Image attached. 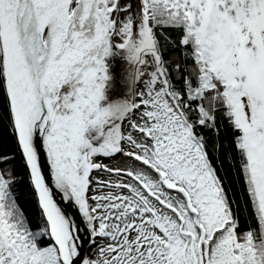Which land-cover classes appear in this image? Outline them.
<instances>
[{
	"label": "snow or ice",
	"instance_id": "1",
	"mask_svg": "<svg viewBox=\"0 0 264 264\" xmlns=\"http://www.w3.org/2000/svg\"><path fill=\"white\" fill-rule=\"evenodd\" d=\"M0 264H264V0H0Z\"/></svg>",
	"mask_w": 264,
	"mask_h": 264
},
{
	"label": "flooded vegetation",
	"instance_id": "2",
	"mask_svg": "<svg viewBox=\"0 0 264 264\" xmlns=\"http://www.w3.org/2000/svg\"><path fill=\"white\" fill-rule=\"evenodd\" d=\"M123 61L124 62L128 61L133 65L132 74H134L137 65L134 64L132 61H130L127 57L124 58V56H122V54L116 49V47L113 46V49L110 52V54L107 57H105V64L109 79L105 82L104 99L101 100L100 106L107 105L111 100L116 99L117 97L124 98L129 102L133 99L138 89V86L136 87V90H134L135 86H134L133 75L132 78L129 80L125 79L127 78L126 68L125 67L121 68L119 66V62H123ZM114 87L119 88V90L114 95H112L111 91L114 89Z\"/></svg>",
	"mask_w": 264,
	"mask_h": 264
},
{
	"label": "water",
	"instance_id": "3",
	"mask_svg": "<svg viewBox=\"0 0 264 264\" xmlns=\"http://www.w3.org/2000/svg\"><path fill=\"white\" fill-rule=\"evenodd\" d=\"M139 79H134V90H136V84L138 82ZM61 91L64 93H67L68 91H70V85H64L61 88ZM125 102H129L128 100L124 99V98H116L111 100L107 105L105 106H101V107H107L109 105H113V104H120V103H125ZM107 130V126H105L103 131ZM85 138L88 139L90 141V143H92L94 146H98L99 144L103 143L104 140V135L101 133V130H97L94 127H89L85 133Z\"/></svg>",
	"mask_w": 264,
	"mask_h": 264
},
{
	"label": "rangeland",
	"instance_id": "4",
	"mask_svg": "<svg viewBox=\"0 0 264 264\" xmlns=\"http://www.w3.org/2000/svg\"><path fill=\"white\" fill-rule=\"evenodd\" d=\"M116 49L122 54V56L127 57L128 58V52L126 49H121L117 46H115ZM129 59V58H128ZM119 66L121 68L125 67L126 68V77L125 79L129 80L132 78V71H133V65L131 63H129L128 61L126 62H119ZM147 79V75L145 74L144 76H142L140 78V80H138L137 84H136V87L138 86V89L139 90L142 86H143V81ZM119 88L117 87H114V89L111 91V94L114 95L116 92H118ZM126 90V89H125ZM127 92V91H126Z\"/></svg>",
	"mask_w": 264,
	"mask_h": 264
},
{
	"label": "trees",
	"instance_id": "5",
	"mask_svg": "<svg viewBox=\"0 0 264 264\" xmlns=\"http://www.w3.org/2000/svg\"><path fill=\"white\" fill-rule=\"evenodd\" d=\"M170 56H172V52H171V50H168V51L162 53V58H164V59H168ZM222 138H223V137H222ZM224 168H225V170H227V169H228V165L225 164V165H224ZM220 174L223 175V173H220ZM234 207H237V206L234 205ZM239 210H240V213H241V217H242V219H243V216L245 215V213H244V211H243V207L241 206V207L239 208Z\"/></svg>",
	"mask_w": 264,
	"mask_h": 264
}]
</instances>
